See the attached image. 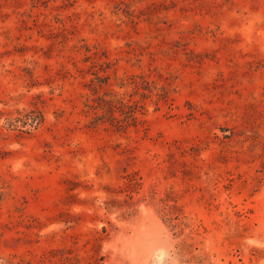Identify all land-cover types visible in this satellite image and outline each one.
<instances>
[{
  "label": "rangeland",
  "instance_id": "374dc122",
  "mask_svg": "<svg viewBox=\"0 0 264 264\" xmlns=\"http://www.w3.org/2000/svg\"><path fill=\"white\" fill-rule=\"evenodd\" d=\"M0 264H264V0H0Z\"/></svg>",
  "mask_w": 264,
  "mask_h": 264
}]
</instances>
